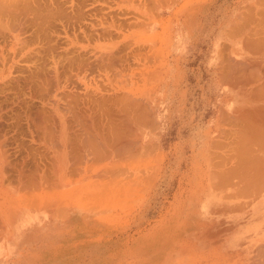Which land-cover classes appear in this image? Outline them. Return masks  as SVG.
I'll return each instance as SVG.
<instances>
[{"label":"crops","instance_id":"obj_1","mask_svg":"<svg viewBox=\"0 0 264 264\" xmlns=\"http://www.w3.org/2000/svg\"><path fill=\"white\" fill-rule=\"evenodd\" d=\"M134 5L139 10L128 20L152 23L157 40L144 52L161 53L154 62H160L162 73L143 141L158 151L159 170L145 177L142 205L129 210L126 227H118L128 231L129 240L143 241L129 249L130 261L264 264V256L256 258L264 249V88H259L264 87V42L255 40L264 38V0H135ZM243 159L248 166L262 165L247 168ZM69 165V158L55 152L42 160L0 157V264H71L73 219L82 220V214L73 217L71 201L61 198L71 189ZM252 172L258 175L253 178ZM34 191L46 198L32 200ZM28 212L36 217L25 221ZM92 223L89 229L85 221L83 229L103 236L104 223Z\"/></svg>","mask_w":264,"mask_h":264},{"label":"rangeland","instance_id":"obj_2","mask_svg":"<svg viewBox=\"0 0 264 264\" xmlns=\"http://www.w3.org/2000/svg\"><path fill=\"white\" fill-rule=\"evenodd\" d=\"M134 1L0 0V157L47 158L55 152L71 161V189L61 198L71 201L73 217L82 214V220L73 219L77 228L71 264H134L129 249L135 241L118 227H126L129 210L142 205L145 177H154L159 170L158 151L145 148L143 141L154 108L150 99L161 81L162 65L154 58L161 53L145 54L146 44L157 36L150 32L152 23L128 20L139 10ZM73 101L76 108L70 107ZM118 109L121 116L130 110L120 118ZM109 112L114 115L109 117ZM59 113L64 119L57 117ZM123 119H130V124ZM79 121L87 127L79 126ZM110 122L115 132L119 130L117 135L111 134ZM127 124L132 128L125 145L117 139L118 133L128 131ZM122 126L127 128L120 133ZM96 131L107 134L102 138ZM92 149L100 156L93 155ZM32 194L46 198L36 191ZM35 217L28 212L23 220ZM85 221L89 229L94 227L92 222H103V236L96 238L95 230L83 229Z\"/></svg>","mask_w":264,"mask_h":264},{"label":"bare ground","instance_id":"obj_3","mask_svg":"<svg viewBox=\"0 0 264 264\" xmlns=\"http://www.w3.org/2000/svg\"><path fill=\"white\" fill-rule=\"evenodd\" d=\"M262 14H264V13H262ZM262 18H264V16H262ZM257 19H258V18H257ZM260 19H261V17H260ZM260 19H258V20H260ZM260 21H262V20H260ZM246 28H247V27H246ZM2 29H3V28H2ZM3 30H4V29H3ZM255 30H256V29H255ZM255 30H254V31H255ZM0 31H2V30H0ZM253 33H254V32H253ZM251 34H252V33H251ZM254 34H255V33H254ZM257 34H258V33H257ZM255 38H256V37H255ZM259 39L264 40V38H259ZM250 40L253 41L252 39H250ZM255 40H257V42H256L257 44H258V42H260V43L264 42V41H261V40L258 41L257 38H256ZM255 40H254V41H255ZM251 43H252V42H251ZM256 43H255V44H256ZM260 43H259V44H260ZM245 44L247 45L248 42L245 43ZM252 44H254V43H252ZM255 44H254V45H255ZM262 44H264V43H262ZM255 46H257V45H255ZM259 47H261V44H260ZM252 48H254V47H252ZM256 48H257V47H256ZM250 49H251V48H250ZM259 51H260V50H259ZM109 60H111V59H109ZM238 61H239V60H238ZM255 61H257V60H255ZM255 61H253V62H255ZM253 62H252V63H253ZM240 63H241V62H240ZM233 64H234V63H233ZM238 64H239V63H238ZM238 64H237V65H238ZM246 64H247V63H246ZM255 64H256V63H255ZM229 65H230V64H229ZM247 65H248V64H247ZM259 65H260V64H259ZM231 66H232V65H231ZM240 66H241V65H240ZM251 66H252V65H251ZM260 66L264 67V65H260ZM260 66H259V67H260ZM238 67H239V66H238ZM245 67H248V66H245ZM255 67H256V66H255ZM259 67H258V69H259ZM234 68H235V67H234ZM248 68H249V67H248ZM231 69H232V68H231ZM241 69H243V68H241ZM252 69H253V68H251V70H252ZM258 69H257V70H258ZM261 69H262V68H260L259 70H261ZM244 70L246 71L247 69L244 68ZM248 70H249V69H248ZM248 70H247V71H248ZM229 71L231 72V70H229ZM249 71H250V70H249ZM254 71L257 72L255 69H254ZM224 72H226V71H224ZM250 72H251V71H250ZM239 73H240V72H239ZM244 73H246V72H244ZM251 73H252V72H251ZM259 73H260V72H259ZM252 74H253V73H252ZM254 74H255V73H254ZM256 74H257V73H256ZM262 74H264V73H262ZM230 75H231V74H230ZM257 75H258L257 77L259 78V77H260L259 74H257ZM235 76H236V75H234V77H235ZM246 76H248V75H246ZM250 76L252 77L251 74H250ZM250 76H248V78H249ZM261 76H262V75H261ZM227 77H228V76H227ZM241 77H242V76H241ZM253 77H254V76H253ZM253 77H252V79H253ZM255 77H256V76H255ZM257 77H256V79H257ZM57 78H58V75H57ZM229 78H230V76H229ZM252 79H251V80H252ZM254 79H255V78H254ZM56 80H57V79H56ZM241 81H242V80H241ZM243 81H244V80H243ZM247 81H248V79H247ZM239 82H240V80H239ZM239 82H238V83H239ZM250 82H251V81H250ZM254 82H255V81H254ZM262 82H264V81H262ZM252 83H253V82H252ZM249 84H250V83H249ZM254 86H255V85H254ZM55 87H56V85H55ZM257 88H258V87H257ZM259 88L262 90V88H264V87H262V85H260ZM259 88H258V89H259ZM251 90H252V89H251ZM251 90H250V91H251ZM253 90H255V89H253ZM256 91H257V90H256ZM259 91H260V90H259ZM262 91H264V90H262ZM251 93H255V92H250V95H251ZM257 93H258V92H256V94H257ZM261 94H262V93H260V96H262ZM257 95H258V94H257ZM257 95H255V96L257 97ZM68 96H69V95H68ZM76 96H78V95H76ZM123 96H125V95H123ZM126 96H127V95H126ZM126 96H125V97H126ZM128 96H129V95H128ZM128 96H127V97H128ZM72 97H73V95H72ZM125 97H124V98H125ZM76 98H77V97H75V99H76ZM259 98H260V97H259ZM261 98H262V97H261ZM72 99H73V98H72ZM121 99H122V98H121ZM125 99H126V98H125ZM130 99L132 100V98H130ZM130 99H129V100H130ZM256 99H257V98H256ZM70 101H71V98H70ZM70 101H69V103H70ZM123 101H125V100L123 99ZM74 102H75V101H73V103H74ZM133 102L135 103V101H133ZM69 103H68V105H69ZM122 103H123V102H122ZM125 103H127V102H125ZM138 103H139V102H138ZM71 104H72V103H71ZM80 104H81V103H80ZM123 104H124V103H123ZM123 104H122V105H123ZM76 105H77V104H76ZM122 105H121V106H122ZM125 105H126V104H125ZM81 106H82V105H81ZM81 106H80V107H81ZM89 106H90V105H89ZM137 106H138V105H137ZM258 106H259V105L256 106V109H257ZM55 107H56V106H55ZM70 107H72V108H73V107L76 108V107H75V103H74L73 106H70ZM70 107H69V108H70ZM80 107H79V108H80ZM122 107H123V106H122ZM122 107H121L120 109H122ZM125 107H126V106H125ZM260 107H261V106H260ZM2 108H3V107H2ZM107 108H108V107H107ZM107 108H106V109H107ZM109 108H110L109 110L112 109L110 106H109ZM127 108H128V107H127ZM127 108H124V111H125V109H127ZM130 108H131V107H130ZM135 108H136V107H135ZM135 108H134V109H135ZM12 109H13V108H12ZM57 109H58V108H57ZM85 109H86V108H85ZM91 109H92V108H91ZM116 109H117V108H116ZM120 109H118V111H119ZM140 109H141V108H140ZM260 109H261V108H260ZM5 110H6V109H5ZM102 110H103V109H102ZM107 110H108V109H107ZM129 110H130V109H129ZM129 110H128V111H129ZM11 111H12V110H11ZM51 111H52V110H51ZM57 111H58V110H57ZM73 111H74V110H73ZM80 111H81V109H80ZM84 111H86V110H84ZM94 111H95V110H94ZM96 111H97V110H96ZM104 111H105V110H104ZM114 111H116V110H114ZM118 111H116V112H117V113H120V111H119V112H118ZM128 111H126V112H128ZM132 111H133V110H132ZM134 111L136 112V109H135ZM262 111H264V109H262ZM36 112H37V111H36ZM97 112H98V111H97ZM126 112H124V114H125ZM145 112H146V110H145ZM42 113H43V112H42ZM72 113H74V112H72ZM109 113H110V112H109ZM109 113H107V114H109ZM133 113H134V112H133ZM133 113H132V114H133ZM140 113H141V112H140ZM140 113H139V114H140ZM146 113H147V112H146ZM251 113H252V112H251ZM255 113H256V112H255ZM262 113H264V112H262ZM75 114H76V113H75ZM79 114H80V116H81V112H80ZM86 114H88V113L86 112L85 115H86ZM98 114H99V113H98ZM124 114H123V115H124ZM129 114H130V112H129ZM129 114H128V116H129ZM137 114H138V113H137ZM137 114H136V115H137ZM143 114H144V113H143ZM82 115H84V114H82ZM85 115H84V117H86ZM91 115H92V114H91ZM93 115H94V114H93ZM112 115H114V114L110 113L109 117L112 116ZM123 115L121 116V113H120V116H118V117H120V118H124L127 114L124 115V116H123ZM133 115H134V114H133ZM257 115H258V114H257ZM29 116H30V115H29ZM39 116H42V115L39 114ZM73 116L75 117V115H73ZM77 116H78V115H76V117H77ZM116 116H117V115H116ZM142 116H143V115H142ZM57 117H58L59 119H61V118H63L64 116H62V114L59 113V115H57ZM65 117H66V116H65ZM67 117H68V116H67ZM81 117H82V116H81ZM84 117H83V118H84ZM87 117H88V116H87ZM87 117H86V118H87ZM90 117H91V116H90ZM31 118H32V117H31ZM86 118H84V119H86ZM100 118H101V117H100ZM41 119H42V118H41ZM45 119H46V118H45ZM63 119H64V118H63ZM109 119H110V118H109ZM109 119H108V120H109ZM112 119H113V118H112ZM116 119H117V118H116ZM137 119H138V118H137ZM236 119H237V118H236ZM236 119H235V120H236ZM73 120H74V119H73ZM78 120H80V119H78ZM99 120H101V119H99ZM106 120H107V118H106ZM108 120H107L106 122H108ZM123 120H125V119H123ZM127 120H128V119H127ZM127 120H125V121H127ZM133 120H135V118H134ZM260 120H261V119H260ZM14 121H15V120H14ZM76 121H77V120H76ZM88 121H89V120H88ZM102 121H103V120H102ZM125 121H124V125H125V123H126ZM128 121L130 122L131 120L129 119ZM128 121H127V123L130 124ZM135 121H136V120H135ZM38 122H39V121H38ZM41 122L44 123L43 120H42ZM61 122H62V120H61ZM61 122H60V123H61ZM68 122H69V121H68ZM79 122H80V121H79ZM79 122H78V123H79ZM81 122H82V121H81ZM81 122H80V125H79V126H81V125H83V124L85 123V122H84L83 124H81ZM92 122H93V120H92ZM94 122H95V121H94ZM113 122H115V121H113ZM113 122H110V124H109V125H111V126H110V129H111L110 132H111V134L113 133L114 135H117V132H118L119 130H118L117 132H115L116 129H117V128H116L117 126H116V127H114V128H116L115 131H114V129L112 128V124H113ZM120 122H121V120H120ZM237 122H238V121H237ZM260 122H261V121H260ZM36 123H37V122H36ZM39 123H40V122H39ZM66 123H67V122H66ZM78 123H77V124H78ZM98 123H100V122H98ZM121 123H122V122H121ZM238 123H239V122H238ZM251 123H254V122L251 121ZM44 124H45V123H44ZM44 124H43V125H44ZM87 124H88V123H86V125H87ZM92 124H93V123H92ZM92 124H91V125H92ZM114 124L117 125L116 122H115ZM128 124H127V125H128ZM249 124H250V123H249ZM94 125H95V123H94ZM127 125H126V126H127ZM59 126H61V125H59ZM98 126H99V125H98ZM107 126H108V125H107ZM113 126H115V125H113ZM126 126H122V127H124V128H122V130H120V133H122L121 131H123V129L125 130V127H126ZM128 126H130V127H129V128L126 127V128L128 129L129 132H128L127 130H125V132H123V134H121V135H119V133H118V139L114 136L117 140H119L118 143L120 142L121 144H124V142H125L126 140H128V138H127L126 136L130 134V128H132L131 125H128ZM35 127H36V126H35ZM38 127H39V126H38ZM43 127H45V125H44ZM83 127H87V126L83 125ZM83 127H81V129H82ZM257 127H258V126H257ZM257 127H256V128H257ZM259 127H260V126H259ZM69 128H70V127H69ZM98 128H99V127H98ZM102 128H103V127H102ZM40 129H41V128H40ZM65 129H66V128H65ZM83 129L86 130L85 128H83ZM89 129H91V128H89ZM89 129H88V130H89ZM108 129H109V126H108ZM118 129H119V128H118ZM249 129H250V128H249ZM252 129H253V128H252ZM44 130H47V129L44 128ZM70 130H72V129H70ZM74 130H75V129H74ZM77 130H78V129H77ZM77 130H76V131H77ZM79 130H80V129H79ZM96 130H97V129H96ZM98 130H100V129H98ZM262 130H264V129H262ZM34 131H35V130H34ZM59 131H60V130H59ZM103 131H104V129H103ZM256 131H257V130H256ZM47 132H48V131H47ZM51 132H53V131H51ZM72 132H73V131H72ZM84 132H85V131H84ZM86 132H87V130H86ZM92 132H93V131H92ZM96 132L98 133V132H100V131H96ZM232 132H233V131H232ZM252 132H253V131H252ZM262 132H264V131H262ZM262 132H261V133H262ZM48 133H49V132H48ZM48 133H47V134H48ZM57 133H58V132H56V134H57ZM76 133H77V132H76ZM100 133H101V134H100V137H102V136H103L102 134H104V133H106V132H104V133L100 132ZM127 133H129V134H127ZM235 133H236V132H235ZM258 133H259V132H258ZM3 134H4V133H3ZM50 134H51V133H50ZM58 134H59V133H58ZM87 134H88V133H87ZM98 134H99V133H98ZM106 134H107V133H106ZM126 134H127V135H126ZM237 134H238V133H237ZM237 134H235V135H237ZM41 135H42V134H41ZM66 135H67V134H66ZM69 135H70V134H69ZM90 135H91V133H90ZM230 135H231V133L229 134V136H230ZM238 135H239V134H238ZM53 136H54V135H53ZM57 136H58V135H57ZM62 136H63V135H61V137H62ZM91 136H92V135H91ZM108 136H111V135H108ZM242 136H243V135H242ZM242 136H241V137H242ZM68 137H69V136H68ZM93 137H94V136H93ZM104 137H105V136H103L102 138H104ZM238 137H239V136H238ZM238 137H237V138H238ZM258 137H259V136H258ZM69 138H71V136H70ZM102 138H101V140H102ZM106 138H107V137H106ZM108 138H110V137H108ZM112 138H113V135H112V137L110 138L111 140H110V139H109V140L112 141V140H113ZM126 138H127V139H126ZM254 138H255V137H254ZM116 139H115V140H116ZM243 139H244V138H243ZM258 139H260V138H258ZM60 140H61V138H60ZM69 140H70V139H69ZM69 140H68V139H65V142H64V143H66V144H67V143H70ZM87 140H89V142H90V140H92V138H91V139H88V138H87ZM98 140H99V139H98ZM101 140H99V141H101ZM115 140H114V142H112V144H114L115 142L117 143V141H115ZM260 140H261V139H260ZM71 141H72V140H71ZM78 141H79V140H78ZM82 141H83V140H82ZM241 141H242V140H241ZM241 141H239V142H241ZM60 142H62V140H61ZM80 142H81V141H80ZM84 142H85V141H84ZM92 142H94V141H92ZM92 142H90V143L92 144ZM95 142H96V141H95ZM102 142H103V141H101L100 143H102ZM108 142H109V141H108ZM127 142H128V141H127ZM127 142H125V145L127 144ZM229 142H230V141H229ZM239 142H238V143H239ZM244 142H245V141H244ZM244 142H243V143H244ZM261 142H262V141H261ZM82 143H83V142H82ZM82 143H81V144H82ZM96 143H98V141H97ZM105 143H106V142H105ZM116 143H115V145H117ZM129 143H130V142H129ZM231 143H233V142H231ZM248 143H249V142H248ZM66 144H65V145H66ZM76 144H77V143H76ZM76 144H75V145H76ZM91 144H90V146H91ZM103 144H104V143H103ZM112 144H111V145H112ZM252 144H253V143H252ZM254 144H255V143H254ZM57 145H58V144H57ZM73 145H74V144H73ZM75 145H74V146H75ZM88 145H89V143H88ZM105 145H106V144H105ZM107 145H109V144H107ZM118 145H119V144H118ZM125 145H124V146H125ZM234 145H235V141H234ZM236 145H237V144H236ZM249 145H250V144H249ZM2 146H3V144H2ZM82 146H83V145H82ZM90 146H88V147H90ZM93 146H94V143H93ZM93 146H92V147H93ZM128 146H129V145H128ZM128 146H127V147H128ZM130 146H131V145H130ZM256 146H257V145H256ZM75 147H76V146H75ZM83 147H84V146H83ZM83 147H82V148H83ZM92 147H91V148H92ZM96 147H97V146H96ZM113 147H114V145H113ZM237 147H239V144H238ZM243 147H244V146H243ZM247 147H248V146H247ZM257 147H258V146H257ZM56 148H57V147H56ZM70 148H71V144H70ZM100 148H101V147H100ZM100 148H99V149H100ZM115 148H117V147H115ZM145 148H146V147H145ZM245 148H246V147H245ZM245 148H244V149H245ZM248 148H249V147H248ZM252 148H253V147H251V149H252ZM94 149L98 151V148L96 149V148L94 147ZM94 149H92V150H94ZM127 149H128V148H127ZM132 149H133V148H132ZM236 149H237V148H236ZM236 149H234V150H236ZM253 149H254V148H253ZM253 149H252V150H253ZM255 149H256V148H255ZM255 149H254V150H255ZM262 149H264V148H262ZM92 150H91V151H92ZM95 150L92 152L93 155H94V154L96 155V153H97V155H98L99 153L96 152ZM112 150H114V149H112ZM116 150H117V149H116ZM144 150H145V149H144ZM232 150H233V149H232ZM234 150H233V151H234ZM240 150H241V149H240ZM242 150H243V148H242ZM69 151H70V149H69ZM71 151H72V150H71ZM73 151H74V150H73ZM75 151H76V150H75ZM103 151H104V150H103ZM106 151H107V150H106ZM238 151H239V150H238ZM246 151H247V150H246ZM3 152H5L4 149H3ZM88 152H89V150H88ZM88 152H87V153H88ZM94 152H95V153H94ZM247 152H248V151H247ZM1 153H2V151H1ZM71 153H72V152H71ZM71 153L68 152L67 155L70 156ZM240 153H241V152H240ZM5 154H6V153H5ZM10 154H11V153H10ZM10 154H9V155H10ZM73 154H74V153H73ZM78 154H79V153H78ZM78 154H77V155H78ZM81 154H82V153H81ZM241 154H243V153H241ZM245 154H247V153H245ZM248 154H250V151H249ZM248 154H247V156H249ZM252 154H253V153L251 152V155H252ZM33 155H34V153H33ZM91 155H92V154H91ZM97 155H96V156H97ZM103 155H104V154H103ZM103 155H102V156H103ZM121 155H122V154H121ZM256 155H257V154H256ZM2 156H3V155H2ZM35 156H36V155H35ZM82 156H83V155H82ZM99 156H100V154H99ZM107 156H108V155H107ZM235 156H237V155H235ZM257 156H258V155H257ZM259 156H260V155H259ZM231 157H232V156H231ZM3 158H4V156H3ZM63 158H64V157H63ZM76 158H77V156H76ZM79 158H80V157H79ZM92 158H93V157H92ZM244 158H245V157H244ZM249 158H250V157H249ZM251 158H253V157H251ZM251 158H250V159H251ZM259 158H261V157H259ZM236 159H237V157H236ZM246 159H248V158L246 157ZM12 160H13V159H12ZM41 160H42V158H41ZM71 160H72V159H71ZM73 160H74V157H73ZM73 160H72V161H73ZM79 160H80V159H79ZM95 160H96V159H95ZM95 160H93V161H95ZM254 160H255V158H254ZM260 160H261V159H260ZM260 160H259V163H260ZM4 161H5V160H4ZM4 161H3V162H4ZM53 161H54V160H53ZM69 161H70V160H69ZM74 161H75V160H74ZM99 161H100V160H99ZM248 161H249V159H248ZM5 162H6V161H5ZM5 162H4V163H5ZM18 162H19V161H18ZM37 162H38V161H37ZM75 162H77V161H75ZM96 162H97V161H96ZM235 162H236V161H235ZM240 162H241V161H240ZM242 162L245 163V162H246L245 159H243ZM254 162H255V161H254ZM72 163H73V162H72ZM99 163H100V162H99ZM246 163H247V166H248V163H249V162H246ZM9 164H10V163H9ZM45 164H46V163H45ZM52 164L54 165L53 162H52ZM240 164H241V163H240ZM240 164H239L240 168H241V165L244 166L243 164H241V165H240ZM253 164H255V166L258 165V164H256V163H252V165L248 166L247 168H255ZM260 164H261V163H260ZM260 164H259L258 166H256V167H259ZM4 165H5V164H4ZM11 165H12V163H11ZM48 165H50V163H49ZM234 165H236V164H234ZM237 165H238V163H237ZM261 165H262V164H261ZM9 166H10V165H9ZM25 166H26V165H25ZM88 166H89V165H88ZM245 166H246V165H245ZM252 166H253V167H252ZM69 167H70V165H69ZM86 167H87V166H86ZM90 167H91V166H90ZM235 167H236V166H235ZM237 167H238V166H237ZM261 167H264V166H261ZM10 168H11V167H10ZM24 168H25V167H24ZM48 168H50V167H48ZM48 168H47V169H48ZM51 168H52V165H51ZM70 168H71V167H70ZM68 169H69V168H68ZM86 169H87V168H85V170H86ZM261 169H262V168H261ZM3 170H4V169H3ZM18 170H19V169H18ZM42 170H43V169H42ZM77 170H78V169H77ZM101 170H102V169H101ZM101 170H100V171H101ZM228 170H229V169H228ZM254 170H255V169H254ZM262 170H264V169H262ZM4 171H5V170H4ZM37 171H38V170H37ZM46 171H47L46 173H48V170H46ZM51 171H53V170H51ZM54 171H55V170H54ZM69 171H70V170H68V172H69ZM79 171H80V170H79ZM104 171H105V169H104ZM225 171H226V170H225ZM225 171H224V172H225ZM230 171H231V170H230ZM235 171H236V170H235ZM241 171H243V170H241ZM241 171H240V172L238 171V172L241 173ZM248 171H249V170H248ZM248 171H246V172L249 173ZM256 171L258 172V174H259L260 172H261L262 174H264V171H261V170H260V172H259L258 169H256L255 172H256ZM13 172H14V171H13ZM27 172H28V171H27ZM55 172H56V171H55ZM89 172H90V171H89ZM243 172H244V171H243ZM257 172H256V173H257ZM6 173H7V172H6ZM22 173H23V172H22ZM41 173H42V172H41ZM66 173H67V172H66ZM99 173H100V172H99ZM99 173L97 172V174H99ZM220 173H221V172H220ZM229 173H232V174H233V173H235V172H229ZM247 173H246V176L248 177ZM36 174H37V172H36ZM43 174H44V173H43ZM55 174H56V173H55ZM69 174H70V173H69ZM214 174H215V173H214ZM251 174L253 175V172L250 173L249 175H251ZM258 174H257V175H258ZM25 175H27V174H25ZM31 175H32V174H31ZM34 175H35V174H34ZM52 175H53V174H52ZM225 175H226V174H225ZM242 175H243V174H242ZM257 175H253V176H254L253 178H255V176H257ZM8 176H9V175H8ZM8 176H7V177H8ZM41 176H42V175H41ZM45 176H46V175H45ZM223 176H224V174H223ZM227 176H228V174H227ZM227 176H226V177H227ZM235 176H236V175H235ZM22 177H24V176L22 175ZM30 177L32 178V176H30ZM42 177H43V176H42ZM47 177H49V176H47ZM52 177H53V176H52ZM247 177H246V178H247ZM251 177H252V176H251ZM259 177H260V176H259ZM40 178H41V177H40ZM227 178H228V177H227ZM241 178H243V177L241 176ZM256 178H257V177H256ZM261 178H264V177H261ZM18 179H19V178H18ZM21 179H22V178H21ZM21 179H20V182L22 181ZM29 179H30V178H29ZM43 179H45V178H43ZM213 179H214V178H213ZM224 179H225V178H224ZM243 179H244V178H243ZM248 179H250V178H248ZM35 180H36V179H35ZM53 180H54V178H53ZM237 180H238V178H237ZM241 180H242V179H241ZM241 180H240V181H241ZM255 180H256V179H255ZM27 181H28V180H27ZM29 181H30V180H29ZM43 181H45V180H43ZM217 181H218V180H217ZM226 181H227V179H226ZM249 181H250V180H249ZM253 181H254V180H253ZM261 181H262V180H259V182H261ZM232 182H233V181H232ZM232 182H231V183H232ZM244 182H246L245 179H244ZM257 182H258V181H257ZM14 183H15V182H14ZM22 183H23V182H22ZM31 183H32V182H31ZM53 183L55 184L54 181H53L51 184H53ZM56 183H57V182H56ZM231 183H230V184H231ZM249 183H250V182H249ZM249 183H248V184H249ZM253 183H256V181L253 182ZM16 184H17V183H15V185H16ZM25 184H27V183H25ZM33 184H35V183H33ZM33 184H32V185H33ZM45 184H46V183H45ZM256 184H257V183H256ZM256 184H255V186H256ZM260 184H261V186H264V184H262V183H260ZM250 185H251V184H250ZM252 185H253V184H252ZM258 185H259V184H258ZM19 186H20V185H19ZM30 186H31V185H30ZM33 186H34V185H33ZM33 186H32V187H33ZM54 186H55V185H54ZM224 186H225V185H224ZM245 186H246V184H245ZM255 186H254V187H255ZM261 186H260V187H261ZM27 187H28V186H27ZM46 187H47V186H46ZM238 187H239V186H238ZM238 187H237V188H238ZM251 187H252V186H251ZM257 187H258V186H257ZM261 188H262V187H261ZM36 189H37V188H36ZM52 189H53V188H52ZM238 189H239V188H238ZM242 189H243V188H242ZM20 190H21V189H20ZM29 190H30V189H29ZM31 190H32V189H31ZM236 190H237V189H236ZM26 191H27V190H26ZM43 192H45V190H44ZM47 192H48V191H47ZM255 192H256L255 194H257V191H255ZM23 193H25V192H23ZM28 193H29V192H28ZM258 193H259V192H258ZM29 194H30V193H29ZM52 194H53V193H52ZM241 194L243 195L242 192H241ZM22 195L24 196V194H21L20 196H22ZM30 195H32V194H30ZM33 195H34V194H33ZM33 195H32V196H33ZM224 195H225V194H224ZM231 195H232V194H231ZM246 195H247V194H246ZM27 196H28V194H27ZM34 196H35V195H34ZM226 197H227V196H226ZM229 197H230V196H229ZM33 198H36V197H32V200H33ZM26 199H27V198H26ZM28 201H29V200H28ZM28 201H27V202H28ZM27 202H26V203H27ZM33 202H35V201H33ZM36 203H37V202H36ZM44 203H45V202H44ZM55 203H57V202H55ZM35 205H36V204H35ZM246 205H248V203H247ZM46 206H47V205H46ZM51 207H52V206H51ZM237 207H238V206H237ZM242 209H243V208H242ZM225 210H226V209H225ZM236 210H237V209H236ZM27 214H28V213H27ZM231 226H232V225H228L229 228H230ZM226 227H227V225H226ZM224 228H225V227H224ZM224 228H223V229H224ZM261 240H262V239H261ZM256 245H257V244H256ZM256 245H255V246H256ZM252 246H253V245H252ZM250 248H251V247H250ZM255 249H256V248H255ZM259 249H260V246H259ZM259 249H257V250H259ZM262 250H264V249L261 248V249L259 250V251H261L260 254L264 253V251H262ZM247 251H248V250H247ZM253 251H254V249H253ZM253 251H252V252H253ZM252 252H251V253H252ZM255 254H256V253H255ZM255 254H254V255H255ZM258 254H259V253H258ZM260 254H259L258 257H256V258H259V256H261V257L264 256V254H262V255H260ZM246 255H247V254H246ZM255 256H256V255H255ZM253 257H254V256H253ZM250 258H251V257H250ZM256 258H254V259H256ZM254 259H253V260H254ZM261 259H262V258H261ZM251 260H252V259H251ZM253 260H252L251 262H253ZM256 261H257V260H256ZM260 261H261V260H260ZM262 261H264V260H262ZM243 262H244V261H243ZM248 263H249V262H248ZM253 263H254V262H253ZM257 263H258V262H255L254 264H257ZM237 264H238V263H237ZM249 264H250V263H249ZM258 264H260V263H258ZM261 264H262V263H261Z\"/></svg>","mask_w":264,"mask_h":264}]
</instances>
